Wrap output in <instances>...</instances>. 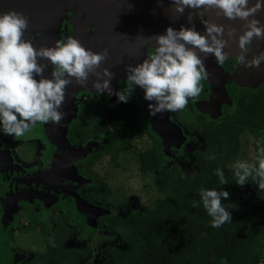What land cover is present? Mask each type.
<instances>
[{
	"label": "trees",
	"instance_id": "16d2710c",
	"mask_svg": "<svg viewBox=\"0 0 264 264\" xmlns=\"http://www.w3.org/2000/svg\"><path fill=\"white\" fill-rule=\"evenodd\" d=\"M235 100L244 106H236L230 122L209 134L203 133V146L192 150L189 167L175 170L161 167V154L149 143L135 150L136 158L127 154V150H133L129 137L136 122L137 106L100 107L103 120L96 124V130L99 138L108 140L109 144L97 148L93 157L99 159L112 149L110 159L114 164L134 160L142 175L154 174L161 184L160 197L142 211L129 210L121 216H103L98 220L102 231L110 238L116 237L115 244L102 246L106 259L100 264H259L263 261L264 199L251 198L258 193L251 180L243 185L234 182L230 163L246 146V132L264 136V87L259 86L241 100ZM75 138L70 140L72 144L77 143ZM256 150L257 146L255 155ZM211 155L215 159L207 158ZM90 161L87 159L84 165ZM217 167L228 180L223 185H219L213 172ZM83 173L93 183L84 188L83 197L102 207H112L107 200L109 189L91 172ZM218 187L228 192L221 203L230 211L231 220L213 228L211 218L199 204L198 192L201 188ZM246 197L248 200L239 201ZM193 201L197 202L195 207ZM53 223L45 238L41 234V249L21 264H92L88 261V245L68 247L72 231L61 221Z\"/></svg>",
	"mask_w": 264,
	"mask_h": 264
},
{
	"label": "clouds",
	"instance_id": "9594fccd",
	"mask_svg": "<svg viewBox=\"0 0 264 264\" xmlns=\"http://www.w3.org/2000/svg\"><path fill=\"white\" fill-rule=\"evenodd\" d=\"M170 7L177 14L184 13L186 8L195 10L198 18L211 9L228 20L243 21L235 37L238 62L253 69L264 62V51L247 58L253 38H264V23L256 18V13L264 8V0H172ZM191 18L189 12L186 19L191 21ZM201 23L203 32L191 24L180 25L178 29L166 26L162 34L144 38L140 47L153 51L135 65H125V86L113 92L110 80L114 74L108 68L96 71L108 55L107 49L93 52L72 36L55 39L53 46L34 47L30 40L22 38L27 27L26 17L12 9L0 13V133L21 136L36 122L58 124L64 116L59 109L65 100V86L70 78L84 86L89 74L96 77L91 85L95 92L114 94L118 103H126L138 86L143 99L148 101L150 115L183 109L189 98L200 94L201 81L208 77L198 53L211 54L218 64L224 63L225 49L236 33L235 28L226 30L224 25L203 19ZM38 58L46 59L52 66L50 78L42 75L44 66L38 63ZM256 144L258 163L236 160L231 167L237 185L251 180L261 195L264 192V144L260 141ZM207 158L215 159V156ZM213 172L219 185L228 182L221 168ZM198 195L199 204L211 218V227L230 222L231 213L221 203V198L228 197L226 190L201 188ZM192 204L195 207L197 202Z\"/></svg>",
	"mask_w": 264,
	"mask_h": 264
},
{
	"label": "flooded vegetation",
	"instance_id": "af4514ba",
	"mask_svg": "<svg viewBox=\"0 0 264 264\" xmlns=\"http://www.w3.org/2000/svg\"><path fill=\"white\" fill-rule=\"evenodd\" d=\"M37 4L36 0H0V13L6 12L9 9L22 13L27 19V27L23 32L22 38L30 40V43L34 47L53 46V41L55 39L72 36L77 39L83 47L91 49L93 52H101L104 49H107L108 55L100 62L96 71H99L101 68H108L109 71L114 74L110 80V86L113 89V92L125 86V65H135L153 51L152 48L140 47V44L142 40L146 38V35L139 30L131 29L132 25L125 22L130 15L125 12H121L120 16L116 14L112 15L108 22L103 24L101 20L103 13L102 8L92 3L90 0H63L57 5H51L50 7L48 4L43 13L42 11H39V5ZM61 10L65 13L68 12V23L66 25L63 23L58 26L62 21V18L65 17V15L61 17L58 14ZM36 18L39 20V23L35 25L33 21H35ZM45 21L46 23L48 22V26L46 27L44 26ZM263 45L264 41H261L249 47V56L247 58H251V56L255 55L257 48L263 49ZM152 46H154V44ZM254 46H257V48ZM212 60L215 61V58L213 57ZM38 63L44 66L42 75L50 78L52 66L49 62L44 58H38ZM216 65L217 69L213 66V68L205 66L208 72V77L201 81L202 90L200 94L197 97L189 98V102L186 104L187 108L185 106L183 109L176 111L166 110L167 112L164 122L171 127L175 128L170 124L169 120L172 119L174 123L181 126V117H186L184 118V121L186 120L189 126L193 124L195 125L191 130L186 129L189 133H187L189 141L193 139L195 149L203 144V133L208 132L209 134V131L215 130L219 125L230 122L235 115L236 106H244L243 104L236 102L235 99L241 100L247 94L254 92L259 86L264 87V62H261L257 69H253L245 67L242 63L238 62L236 55H227L224 63L218 64L216 62ZM94 79H96V77L89 74L86 84L81 86L75 82L74 78H70V82L65 86V100L59 109L64 113V116L58 124H54L51 121L36 122L31 124L21 136L0 133V192L4 187L2 180L8 178L9 174L12 173L11 171H14V168L21 170L23 173L44 172V175H48L47 173H54L58 175L60 181L65 186L70 187L74 191L78 199L105 210V213L103 212L95 217L94 226L87 224L84 219L73 215V213L68 210L69 218L77 223L84 224V226L80 228V231L77 230V227L74 224L71 227L66 223V220L68 219L67 215H60L57 218L48 220L52 223V228L54 227L53 222L55 220L61 221L67 229L72 231L68 243L72 244L71 240L74 239L75 243H80V246L87 244L86 238H83L82 236L84 233H90L92 235L96 233V237H102L104 235L109 237L107 233L101 230V227L98 225V220L103 216H116L112 214V210L115 206L102 207L100 204L91 203L83 197L85 192L84 188L93 184L92 179L86 178L83 172H91L95 179L100 181L99 175L93 170V168L103 160L104 157H107L111 165L114 167L118 166L110 159V151L112 149L108 151V154H103L99 159L93 157L97 148L102 144H109L108 140H101L99 138L96 130V124L103 120V112L97 110V114H94V112L91 111V106L85 102L77 101L79 96L85 98L87 95H90L86 90L93 89L91 85ZM111 82H113L115 86L111 85ZM214 82L221 83V94H218L214 89ZM75 89L82 90L77 93V97L75 96ZM104 93L108 96L107 98L113 100V102L107 103L104 98L106 96L103 93L100 95L96 93L99 100L98 104L100 106L113 107L124 105L137 106L138 108L136 122L130 131L131 135L129 137L130 144L133 145V150H127L129 156L136 158L137 154L134 153L135 150L142 148L148 143H143L142 139L146 132H141L142 130L140 129L134 131V129L143 125V123L139 122V118L142 114L140 106H146L148 101L143 99L142 89L138 86L134 87L133 94L126 103H118L116 102L114 94L109 96L106 92ZM128 102L131 105L128 104ZM145 115L149 121L154 122L157 127L159 126L162 130L168 126L166 123L164 125L165 127H163V124H160L162 121L159 117V113L156 115H150L147 109ZM73 116L74 118H72ZM151 122L149 124L147 123V125L150 126L154 138L151 137L149 144L157 147L160 154H162L164 146L159 139L158 132H156L152 128V125H150ZM30 130L31 132L29 133L28 131ZM248 136L254 137L249 132H246L245 138H248ZM261 136L264 138L263 135ZM74 137H76V144L70 142ZM194 137H196L197 140H195ZM2 139L4 140L2 141ZM171 143L172 142H169V145ZM246 145L248 146V143H246ZM69 150L71 152L74 151L76 155H72ZM121 151L122 150H119V153H121ZM17 153H20L21 156H25L26 158H31L30 155H33L35 158L41 153V157L36 164H32L34 159L31 158L32 161L29 164L30 166L28 169H24L15 160ZM161 156L162 155H160V161ZM87 159H90L91 161L88 162V165H84V162ZM131 161L134 160H130V162ZM77 178L81 179V182L78 181ZM76 186H79V188ZM21 197H25L30 202L40 204L42 212L44 213L51 208L50 204L55 201L67 208V204L59 199H53L52 202L44 207L43 201L40 198H29L27 196ZM107 200L109 204V199ZM119 215L121 216L123 214ZM263 217H261V219ZM41 234L45 238L49 232H42ZM40 237L39 242L41 244ZM81 237L84 241H82ZM79 239H81V241H79ZM68 247L72 248L70 245H68ZM18 261L19 258L10 261L7 264H21L26 260L22 262ZM259 264H264V258Z\"/></svg>",
	"mask_w": 264,
	"mask_h": 264
},
{
	"label": "rangeland",
	"instance_id": "374dc122",
	"mask_svg": "<svg viewBox=\"0 0 264 264\" xmlns=\"http://www.w3.org/2000/svg\"><path fill=\"white\" fill-rule=\"evenodd\" d=\"M58 14L61 17L65 15L58 26L63 23L66 25L68 23V12L65 13L63 10H61ZM254 47L257 48V46ZM261 51H264V48H257L256 53ZM111 85H114V83L111 82ZM79 91L82 90L75 89V96ZM86 91L89 92L90 95H87L85 98L79 96L77 101L85 102L91 106V111H93L94 114H97L96 112L97 110H100L101 106L98 104L99 100L96 96V92L94 89H87ZM102 93L106 96L104 92ZM107 97L108 96L104 97L107 103H112L113 100ZM72 118H74V116ZM184 118L186 117H181V126L174 123L172 119L169 120L170 124L176 128L178 137L176 141L177 144H170L166 151H162L160 165L164 169H187V167L190 165V153L195 149V144L193 139L189 141V133L187 130H191L192 127H195V125L193 124L188 126V123L184 121ZM139 129L142 130L141 132H146L144 133V137H142L143 143H149V141H151V137L154 138V134L152 133L149 125L143 124L140 127L134 129V131ZM28 132L30 133L31 130ZM194 138L197 140L196 137ZM3 140L4 139H2V141ZM246 141L248 146L246 145L242 149L240 155L235 160H233L232 163H230V166L236 160H246L252 163H258L255 160L256 155L254 149L257 146L256 141H260L261 144H264V138L261 135L258 137L248 136V138L246 137ZM30 157L34 159L32 164H36L38 159L41 157V153H39L38 157L34 158L33 155H30ZM31 158H26L25 156H21L20 153H17L15 160L24 169H28L30 166L29 164L32 161ZM184 158H188V161H186ZM93 170L99 175L100 182L109 189V204L115 206V208L112 210L113 215L123 214L129 210H136L140 212L144 207L149 206L153 200L157 199L161 195V184L156 179V176L154 174L142 175L139 172L135 161L119 162L118 166L114 167L111 165L107 157H104L103 160L94 166ZM77 188H79V186ZM251 198L263 200L264 193H261V195L254 193ZM244 200H248V197L239 199V201ZM50 206L51 208L44 213L42 212L40 204L30 202L25 197L18 198L14 202L13 216L6 224L3 231L6 237V242L3 244L2 249L5 254L18 256V262L27 260V258H29L34 251L41 249V244L39 242L41 233L50 232L52 229V223L48 220L57 218L60 215H67L68 219L66 220V223H68L71 227L74 224L79 231L81 230L80 228L84 226L83 223H77L76 221H73L71 218H69L70 216L68 214V206L65 208L62 204L56 201L50 204ZM263 219L264 217L262 220ZM82 236L83 238H86V242L89 245L90 255L88 261L92 264H100L101 260L106 259L102 246L115 244L116 238H110L107 235L96 237V233L93 235L90 233H84ZM83 238L82 241H84ZM71 242L72 244L68 243V245H70L72 248L80 246L77 242L75 243L74 239H72ZM102 242L103 244L100 246L99 244Z\"/></svg>",
	"mask_w": 264,
	"mask_h": 264
},
{
	"label": "water",
	"instance_id": "95a60500",
	"mask_svg": "<svg viewBox=\"0 0 264 264\" xmlns=\"http://www.w3.org/2000/svg\"><path fill=\"white\" fill-rule=\"evenodd\" d=\"M36 1L38 3L37 5H39V11H42L43 13L45 11V7H47L48 4L49 7L51 5L55 6L63 0ZM90 1L102 8L103 13L101 20L103 24H106L112 17V15L116 14L120 16L121 12H125L130 15L129 18L125 20V22L127 24H133L131 29H135L137 31L139 30L140 32L144 33V35H146V38L149 36L162 34L166 26H171L178 29L180 25L188 27L191 24V26H194L197 31L203 32L204 25L201 23V19L224 25L226 30L229 27L235 28L236 33H234L233 38L231 39V41H229L225 51L227 52L228 56L236 55L238 51L235 43V37L236 34L241 31V25L244 22L239 19L228 20L223 16L216 15L214 10L209 9L202 17L198 18L195 10L188 8H186L184 13L182 14L175 13L170 7L172 0ZM189 12L192 13L191 21H188L186 19ZM256 18L259 19L261 23H264V8L256 13ZM33 22L36 25L39 23V20L36 18V20ZM44 26H48V22L46 23L45 21ZM224 38L227 39L226 36ZM261 41H264V38L260 40L253 38L249 47ZM198 55L202 58L205 66H213L217 69L216 62L212 60L214 56H212L211 54L205 55L204 53H198ZM216 92L218 94H221L222 92L220 82H218L217 84ZM140 108L142 110V114L139 118V122L143 124H149L151 121H149V119L145 115L147 113V106H140ZM166 112L167 111L159 113V117L163 123V127H165L164 125L166 123L164 122ZM150 125H152V128L156 132H158L159 139L162 142L165 151L169 146V142H172L171 144H177L176 141L178 136L176 128H173L169 124H167L169 128L166 125L167 127L162 130V128H159V126L157 127L154 122H151ZM71 153L72 155H76L74 151ZM11 172L12 173L9 174L8 178L2 180L4 187L0 192V264H7L8 262L17 260L19 258L18 256L6 255L3 252L2 246L6 241L3 234V229L7 222L12 218V214L14 211V202L21 196H27L29 198H40L43 201L44 207L52 202L53 199H59L63 203L67 204L70 212H72L73 215L79 216L80 218L84 219L85 222L91 226H94L95 217L97 215L102 214L103 212L105 213V210L93 206L86 201L78 199L74 191L70 187L65 186L60 181L58 175L54 173H47L48 175H44V172L23 173L17 168H14V171ZM77 179L81 182V179Z\"/></svg>",
	"mask_w": 264,
	"mask_h": 264
},
{
	"label": "bare ground",
	"instance_id": "6f19581e",
	"mask_svg": "<svg viewBox=\"0 0 264 264\" xmlns=\"http://www.w3.org/2000/svg\"><path fill=\"white\" fill-rule=\"evenodd\" d=\"M130 24H131V23H130ZM131 25H133V24H131ZM217 84H218L217 82H214V84H213V85H214V89H215L216 91H217ZM160 124H163V123L160 122Z\"/></svg>",
	"mask_w": 264,
	"mask_h": 264
}]
</instances>
